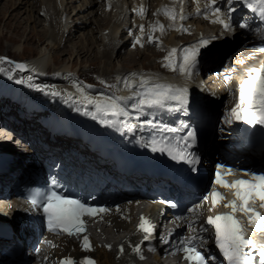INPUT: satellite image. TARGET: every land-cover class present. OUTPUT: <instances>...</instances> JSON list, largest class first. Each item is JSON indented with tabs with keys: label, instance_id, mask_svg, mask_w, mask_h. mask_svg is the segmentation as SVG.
<instances>
[{
	"label": "snow or ice",
	"instance_id": "6c2138e0",
	"mask_svg": "<svg viewBox=\"0 0 264 264\" xmlns=\"http://www.w3.org/2000/svg\"><path fill=\"white\" fill-rule=\"evenodd\" d=\"M237 0H224V3L229 7L227 8L228 18H218L213 20V23H219L227 31H233L234 27L231 23V14L236 11L235 3ZM243 6L248 8L253 14L260 17L264 22V0H238ZM212 7V15L219 17L221 15V8L218 6V0H210ZM163 11L168 14L167 8ZM143 14V9H141ZM181 19H186L183 15ZM207 18V17H206ZM171 19L175 20L176 16L171 14ZM240 29L252 30L258 34L261 39H264V29L251 28L247 22L239 23L236 25ZM163 31V26H160ZM143 25L140 26V32L143 33ZM188 31L187 29H183ZM149 42H153L149 37ZM208 39L201 38L196 44L190 45L181 49L183 53L178 57L177 66L173 67L171 57L177 53V49L173 48L169 52V56L165 58L167 63L165 67L171 68L173 71H178L180 74L190 78L192 69H194L199 61L200 48L206 47L209 44ZM139 43V38H137ZM142 46V45H141ZM264 51V47L257 49ZM7 59V58H0ZM9 63H15L9 61ZM18 70L26 71L27 66L22 63H15ZM34 71V70H33ZM133 76L137 74H132ZM31 79V78H29ZM140 91L134 93L132 98L111 96L100 94L99 98L90 97L84 94V89L77 84V90L84 96L88 104L93 106L94 111L91 114L93 119H99L100 123L107 126L115 127L118 123L123 125L127 132L135 134L137 131H143L146 128L158 130L166 133H176L180 131L178 128L170 127L169 125L157 123L155 120L143 119L141 115L153 111L166 110L169 112L186 111L189 103V92L187 87H179L172 84H150L148 79L143 76L140 77ZM17 83H23L22 80H17ZM35 87L39 91L49 89L48 85H29ZM125 86H129V81H125ZM88 87H91L90 85ZM111 87V86H110ZM239 91V100L230 112L225 114V120L234 118L235 121L246 123L248 125H264V67L252 68L248 70L247 78L243 81ZM51 95H60V93L52 91ZM68 99L71 100L72 96L69 95ZM131 99V107L139 114L135 116V120L139 123H131L127 120H122V117H130L132 114L128 111L127 101ZM111 117L112 119H109ZM187 128V125H182ZM185 143V148L195 141V131L188 130L186 135L180 138ZM155 139L152 144H156ZM160 143L165 144L164 147H153V151L166 152L174 160L183 161L190 166L192 172L197 171V165L200 163L199 155L194 151H186L180 149L173 154V150L167 147V143L161 140ZM221 170L232 173V169L226 165H217V172L215 175V183L221 187L234 189L236 200L226 204L225 207H231L232 213L226 215L207 216L206 219L196 226L195 222L188 225L195 235H188L183 237L179 242L178 251L185 254V259L190 261V264H211L215 257H206L204 250L207 247L208 240L203 233L208 231L207 226H212L215 239L214 243L223 254L227 264H264V244H257L246 234L244 226L235 218V213L239 212L248 217L249 224L255 219L258 223H264V217L254 211L255 202L259 199L261 207H264V174H257L253 172L246 173L253 177V181L239 180L233 184H227L221 177ZM213 207L218 202L222 201L224 197L221 193L213 191L211 193ZM205 200L208 199L206 195ZM30 202L42 210L51 231L65 233L69 236L77 235L86 231L87 218H94L97 215L106 214L109 209L104 207H94L82 202L79 199L69 197L62 191L57 190V186L53 182L52 187L47 191H39L30 198ZM174 206V205H173ZM200 206L197 205L190 212L196 213ZM178 220L180 218H177ZM155 226L145 218L141 217V223L138 230L145 233V239H149L154 231ZM264 230V229H262ZM82 248L90 250L91 243L87 235L82 236ZM110 247V246H109ZM134 251L140 252L139 246H135ZM123 252V245L121 246ZM141 258H143L141 256ZM61 264H94L91 258H86L84 261L76 262L71 258L62 261Z\"/></svg>",
	"mask_w": 264,
	"mask_h": 264
},
{
	"label": "bare ground",
	"instance_id": "6f19581e",
	"mask_svg": "<svg viewBox=\"0 0 264 264\" xmlns=\"http://www.w3.org/2000/svg\"><path fill=\"white\" fill-rule=\"evenodd\" d=\"M35 1H37V2H35ZM75 1L76 0H8L7 4H4L2 6L0 4V20L3 16V14L5 12L7 13L9 8L13 7V9H14V7H16L17 9L16 8L15 9L18 10L19 13L24 12V13L30 14V15H28V17L23 18L24 21L32 20L33 22H35V25L38 24V25H41L43 27V30H38V28H37L38 25L32 26V29H34V30L36 29V35L35 36H38L41 40H43L44 47L39 50V53L36 56L29 59L28 62H25L28 65H32L33 68H35L36 70H47L49 67H51L52 63L55 62V58L58 55H63L65 53V49H61L62 40H64V43H65L64 45L66 46L67 42L72 41L73 37L76 36L75 33L83 30L81 37L78 39L80 44H79V42H77V44L79 45L78 47L80 48V50L83 49L84 51H86L88 53L91 52L90 54L92 55V52H93L92 48L95 49V47L98 45L102 46L100 57H98V55H99L98 54L96 58H93L91 60H89L87 58V61L93 62V63H95V62L97 63L98 61L100 63L103 62L104 65L102 68H100L99 74L105 75L109 72L110 67L115 66V65H113V62H112L113 57H114V59H116V57L122 58V56L120 55V52L122 49H126L125 45L127 43L123 39L122 32L118 29V25H120L119 21H121V20L118 21L116 18L112 22L113 17L105 16V15L101 14L100 0H82V3H80L77 7V9H78V11L76 13L77 18L75 20V19H73V16L71 17V15L70 16L67 15L69 12L68 9H70V7L72 6V5H70V3L73 4V2H75ZM78 1H81V0H78ZM38 3L40 4V6H38ZM125 4L126 5L128 4V0H121L120 6L122 8H124L121 10V14H123V16L128 15V11H127L126 7H124ZM15 9L12 11H16ZM63 14L65 17L64 21L61 20ZM12 15H14V14L10 13V15L6 17L7 21L5 23H7L8 25H10L9 24L10 22H8V20L12 21V19H10V17ZM81 17H82V20H84L83 23H85V24H83V23L81 24L79 22L78 19L79 18L81 19ZM19 26H21V25H19ZM94 26L97 29V30H95V33H96L95 38L92 37L93 33L90 35L89 32H88L89 34H86V32H84V30H86L87 28H90V31L94 32ZM197 26H198V28H201V26H204V24L197 22ZM10 28H12V27H10ZM105 29H108L107 33H105ZM246 34L247 33L245 31L241 32V35L243 37H245ZM171 38H174V37L171 36ZM180 38L182 39L183 42L188 41L186 39H183L181 36H180ZM33 39H35V37H33V36L32 37H26V39H24V43L30 42ZM16 41L17 40H15V42ZM260 42L262 44H264V39H260ZM242 43L245 45L246 41H242ZM212 45L213 44H208L207 47L208 46L211 47ZM209 47L208 48L204 47V49H209ZM233 47H236V46H233ZM13 48L15 50H19L20 46L14 45ZM80 50L74 49L73 53H71V57L75 54L79 57L78 60L81 59L80 58V55H81ZM145 51H146V49L140 51L139 55H141V56L144 55V57H145V55H146ZM248 51H249V45L245 46V48L242 52L240 51L243 58L246 56V54L249 53ZM132 52H135V51H132ZM204 52H205V50H204ZM153 53L156 54L155 55L156 58L159 57L157 52L154 51ZM127 56H129V54ZM132 56H135V54L133 53ZM132 56H129L126 59L127 60L126 62H123V61L120 62L118 60L119 62L116 64L127 66V64L129 62L133 61ZM71 57H70V60L68 62L64 61V63L61 65V67L58 66L59 68L57 70H59L61 72L62 70L71 69L70 68L71 62H72V65L74 64V61L72 60ZM146 57H148V56H146ZM122 59H124V58H122ZM26 61H27V59H26ZM155 63H156V61L152 62V65H153V69L151 68L152 70L156 69L159 71H167V72H169V74L162 75V76H164V79L161 80L158 78V76L161 74H158L157 72H155V74L153 73L152 76L148 77L151 80V81H149L150 84L161 83V84L175 85L176 83H186V84L193 85L194 90L196 91V93L199 96L204 95L205 89H204L203 83L201 81L193 82L191 77L188 78L185 76H180L178 74V71H173L169 67L165 68V67L161 66L158 62H157L159 64L158 68H155V66H154ZM155 65H157V64H155ZM219 65L220 64L212 65L211 63L203 64L202 70L211 74V78H214L215 77L214 76L215 71L218 70ZM134 68H136V67H134ZM139 68L149 69L150 63H147L146 65H142ZM119 69H120V71L125 70L124 67H120ZM130 69H132V68H130ZM0 70H1L0 78L3 77L5 74H7L8 76L14 74V70H12L11 67H9V64H7V63H1L0 62ZM120 71H117V72H120ZM209 83H210V80L207 82V85ZM242 83L243 82L239 79H237L235 81V85H236L237 90L240 88ZM140 84H141V81L136 82V80H133V81L129 82V86H125V87L132 88V92L133 91H140L141 90ZM29 85H30V81H29L28 77H25L22 90H16L11 86L8 88V91L14 96H21L22 94H24V89H26ZM52 91L58 92V93H60V95H56V96L52 95V97H47L44 94V96L41 99L34 101V103L39 104V101L44 99V101H46L47 104H44V103H42V104H44L48 107H51V108H55L57 113L55 114V117L51 120V124L53 126L59 127L63 131H67V130L83 131V130H85V124L83 122H81L83 120L82 115H85V113H86V110H84V108H88L90 110H94V108H93V106L88 104L87 100L84 99V96H82L81 93L77 90V87H75L74 84L69 81V78L67 76L62 75V77L55 79L52 82L50 89L47 90V92H52ZM84 94L87 96H90V97L94 96L93 94H90L88 92H84ZM69 95L72 96L71 100L68 99ZM216 95H217V98L220 96L223 98L225 96L223 93L218 92V91L216 92ZM130 96H131V93H126L124 97L128 98ZM5 101H8V99L6 98ZM214 101L217 102L218 100L215 99ZM204 104H205L204 110H198L195 106L191 107V109H193L195 111V112H193V114L196 118L209 119L211 117L210 106L207 103H204ZM60 106H64V107H66V109L62 110L60 108ZM155 112L156 111H153L150 113L155 114ZM0 126L2 128L8 127V124L1 120V113H0ZM100 126H103V125L93 127L88 135L93 136L96 140L98 139L103 145H105L106 143L111 142V141H116V142L121 143L122 145H121V147H119L120 148L119 154H120L123 151L124 142H122L120 140L119 131H117L118 124L115 127L106 125L103 128V131L101 132L103 135L102 139H101V137L99 138V131H97V128ZM7 131L4 132V131L0 130V136L2 135V137L0 138V142L6 141L7 143H9V141H10V142L16 143V142H18V140L21 139V141L23 143H25L27 138H30V137L33 138L36 135V132L34 129H32V131H30L31 132L30 137H28L29 134L26 131L21 132L18 130V135H14L13 137L10 138ZM155 132H160V131L155 130ZM128 134H130V133H128ZM15 143H13V144L10 143V144H12V146H10V149L12 152H14L16 154V150H18L19 147L16 146ZM26 147L29 148V146H27V145H26ZM4 155H5V153L0 154V161L4 160ZM18 155H21V153ZM47 155H50V162L47 163L46 167L57 168V169L65 167V160H63V161L60 160L63 157L60 156L59 152H55L54 149H49ZM11 164H12V162H10V165ZM103 166L105 167L106 172H111L113 169L111 162L106 163ZM103 166H99V167L102 168ZM103 174L106 175V173H103V172L99 173V175H98L99 179L101 181L103 180V177H104ZM15 205H17V203L14 200L5 201L3 199H0V220L1 221H7L8 218H11V220L18 227L26 225V223H24L22 220L17 219V216L19 215V213L16 212L15 209L13 208V206L15 207ZM30 214L33 215L32 212H30ZM3 215H4V217H3ZM203 218H204V215H202V219ZM115 226H116V229L118 231L117 236L114 235L115 232L112 233V232H109V230H108L109 235L106 239L107 243H105V244H110L109 246H112L114 241L115 242L119 241L120 238H122L127 233H131L134 229L133 225L131 223H126V222L116 223ZM129 236H130V239L133 238V234H130ZM257 236L259 237L260 240L264 241V234L263 233L258 232ZM103 238H106V236H104ZM150 239L153 240V245L156 244L154 235H151ZM101 242H103V241H101ZM118 243H122V242L119 241ZM83 252L84 251H82V250H75V251L67 252V250L65 248L63 250H61L62 256L68 254V255L74 257L76 260L82 256ZM94 257L97 259L96 260L97 264H122L124 262L123 258H115L114 249H107L104 246H101V248H99V250L94 252ZM79 261H83V259L80 258ZM145 262H147L149 264H163V262L160 260V258L158 256V254L152 255L151 258ZM142 264H144V262Z\"/></svg>",
	"mask_w": 264,
	"mask_h": 264
},
{
	"label": "rangeland",
	"instance_id": "374dc122",
	"mask_svg": "<svg viewBox=\"0 0 264 264\" xmlns=\"http://www.w3.org/2000/svg\"><path fill=\"white\" fill-rule=\"evenodd\" d=\"M37 2V1H35ZM8 3V0H0V4L1 6L4 5V4H7ZM82 3V0L81 1H78L76 0L75 2H73V4L70 3V5H72L70 7L69 12H68V16L71 15V17L73 16V19L76 20L77 16H76V13L78 11L77 7L78 5ZM38 6H40V4L38 3ZM16 7H14L15 9ZM13 7L12 8H9L7 13L5 12L0 20V54H5L7 55L8 57L12 58L13 59H17V60H25L27 59V62L29 61V59L33 58L34 56H36L38 53H39V50L41 48L44 47L43 45V40H41L38 36H35L36 35V29H32V26L35 25V22H33L32 20H28V21H24V17H28V15H30L29 13H22L18 10L16 11H12L14 10ZM9 13V14H8ZM11 14H14L10 17V19H12V21L8 20V22H10L8 25L7 23H5L7 20H6V17L9 16ZM23 14V15H22ZM26 15V16H25ZM74 20V21H75ZM79 22L82 24L84 22V20H82V17L81 19L79 18L78 19ZM18 23V24H17ZM7 24V25H6ZM85 24V23H83ZM21 25V26H19ZM38 25V24H37ZM35 25V26H37ZM90 25V24H89ZM88 26V25H87ZM12 27V28H10ZM17 27V28H16ZM38 30H43V27L41 25H38L37 26ZM95 30L96 27L94 26V32H91L90 31V28H87L86 30H84V32H86V34H89L90 35L92 34V37L95 38L96 36V33H95ZM30 32V33H29ZM89 32V33H88ZM83 33V30H81L80 32H77L75 33V37H73L72 41H69L67 42V45L65 46L64 44V40H62V43H61V49H65V53L63 55H58L56 58H55V62L52 63L51 67H49L47 70H53V69H58L59 67H61V65L65 62H68L70 60V57H71V53H73V50L76 49V50H80V48L78 47L79 45L77 44V42H79V38L81 37V34ZM29 35V36H28ZM18 36V37H17ZM35 37V39H33L32 41L30 42H25L24 43V39H26V37ZM97 39V38H96ZM13 40V41H12ZM15 40H17L15 42ZM77 44V45H76ZM80 44V42H79ZM14 45H19L20 46V49L19 50H15L13 48ZM98 45V44H97ZM96 46L95 49H93V52H92V55L90 54L91 52H86L84 51L83 49H81L80 51V58L78 60V56L77 55H73L71 58L72 60L74 61V64L72 65V62L70 64V70H76L78 71L79 73H82V74H87V73H92V72H96V73H100V68L103 67L104 63H100L99 61L96 63H93V62H89L87 61V58L89 60L93 59V58H96L97 55L98 57H100V54H101V47L102 46ZM83 50V51H82ZM100 52V53H99ZM120 52V51H119ZM154 50L153 49H146L145 53V57L144 55H139L140 54V51H135V52H132L130 50H121L120 52V55L122 56V59L121 57H116V59H114L113 57V65H115L114 67H110L109 68V74L112 73V72H117V71H120V67H124L125 70L127 69H130V68H139L141 67L142 65H146L147 63H150V68L153 69V65H152V62L153 61H156V54L153 53ZM86 53V54H85ZM133 53L135 54V56H132ZM83 54V55H82ZM88 54V55H87ZM129 54V56H132V59L133 61L132 62H129L127 64V66H123V65H118L116 63H118L119 61H123V62H126L127 58L129 56H127ZM149 54V55H148ZM119 55V56H120ZM82 56V57H81ZM148 56V57H146ZM64 59V60H63ZM99 59V58H98ZM131 59V60H132ZM63 62H62V61ZM71 60V61H72ZM85 62H84V61ZM119 60V61H118ZM1 63H6L4 61H1ZM122 64V63H121ZM157 64V65H155ZM154 64L155 68H158V63L156 61V63ZM56 65V66H55ZM59 66V67H58ZM11 67V66H10ZM80 69V70H79ZM114 70V71H113ZM156 70V69H155ZM1 72V70H0ZM10 73V72H9ZM155 74V73H154ZM1 75V74H0ZM7 75V74H5ZM51 92H45L44 94L47 96V97H52V95L50 94ZM39 103H44V104H47L46 101L41 100L39 101ZM34 133V132H33ZM2 137V135L0 136V138ZM4 138V137H3ZM10 142V141H9ZM1 143V142H0ZM3 214V213H2ZM110 232H115L114 235L117 236L118 234V231L114 230V229H111L109 230ZM112 236V235H111Z\"/></svg>",
	"mask_w": 264,
	"mask_h": 264
},
{
	"label": "trees",
	"instance_id": "16d2710c",
	"mask_svg": "<svg viewBox=\"0 0 264 264\" xmlns=\"http://www.w3.org/2000/svg\"><path fill=\"white\" fill-rule=\"evenodd\" d=\"M1 142H6V141H1ZM7 143V142H6ZM10 146H12V144H10Z\"/></svg>",
	"mask_w": 264,
	"mask_h": 264
}]
</instances>
